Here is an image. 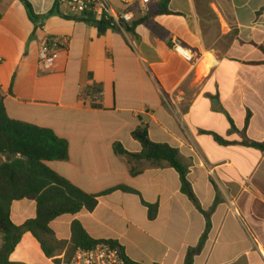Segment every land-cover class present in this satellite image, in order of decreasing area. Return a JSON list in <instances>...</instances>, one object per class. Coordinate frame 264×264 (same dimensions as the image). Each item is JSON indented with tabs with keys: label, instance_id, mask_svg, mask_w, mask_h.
Instances as JSON below:
<instances>
[{
	"label": "crops",
	"instance_id": "crops-1",
	"mask_svg": "<svg viewBox=\"0 0 264 264\" xmlns=\"http://www.w3.org/2000/svg\"><path fill=\"white\" fill-rule=\"evenodd\" d=\"M110 1L133 20L99 36L61 15L35 24L19 0H0V96L9 117L67 140L69 159L47 165L84 192L127 187L140 194L117 190L100 197L93 212L54 220V239L65 247L51 258L25 233L10 262L64 264L77 221L93 239L119 242L135 264H188L207 218L182 193L179 174L142 162L134 176L132 159L114 151L121 143L140 154L132 133L147 127L153 142L179 150L209 215L211 228L191 264H264V152L244 145L264 144V0H169V15H155L164 0L146 8L140 0ZM28 2L46 16L57 0ZM147 16L164 38L136 25ZM48 38L63 40V50L55 71L43 76L39 51ZM94 84L103 88L102 109L85 95ZM143 202L158 205L155 220ZM36 216V202L13 203L14 225Z\"/></svg>",
	"mask_w": 264,
	"mask_h": 264
},
{
	"label": "trees",
	"instance_id": "trees-1",
	"mask_svg": "<svg viewBox=\"0 0 264 264\" xmlns=\"http://www.w3.org/2000/svg\"><path fill=\"white\" fill-rule=\"evenodd\" d=\"M19 1L23 3L29 19L35 24L48 16L61 15L66 20H73L95 27L99 36H104L109 30L119 31L128 27V24H123L121 28L112 20L105 18L97 20L90 14H86V17L61 14L59 0H57L53 10L46 16H38L28 0ZM169 14H171L169 0H164L155 15ZM138 24L147 25L158 38H164L166 35L163 28L154 24L152 16L145 17L136 25ZM85 95L90 98L95 109H102V106L98 104L103 96L101 85L94 84L87 87ZM248 125L249 117L246 120L245 127L247 128ZM132 137L142 146L140 154L127 152L121 143L114 145V151L118 156H127L132 159L134 165L132 175L137 176L142 172V169L138 166L142 162H147L153 167L167 165L175 169L181 179L182 193L207 218V228L200 246L191 250L189 254L187 263L191 264L193 255L201 250L211 224L209 215L201 207L188 181L189 167L184 164L178 149L167 144L153 142L150 139L147 127L138 128L132 133ZM214 137L219 143H226L221 137L217 135H214ZM244 145L264 152L263 143L247 140ZM68 159L69 143L67 140L59 138L51 129L11 119L7 113L4 98L0 96V264H13L10 262V256L25 233H31L41 244L47 257L51 258L58 249L65 247V244L56 243L54 239V233L50 227L54 220L63 215H76L83 211L93 212L98 206L100 197L117 190L140 195L137 191L127 187L114 188L100 195L88 194L54 172L47 165L49 162H64ZM21 200L36 202L37 216L25 225L18 227L11 220V208L14 202ZM143 204L148 208L149 219L151 221L155 220L158 205H151L146 202H143ZM71 232L72 238L66 255L67 262L73 258L79 248L93 249L100 243H109L118 248L123 256L131 262L119 242L93 239L80 222L76 221L72 224Z\"/></svg>",
	"mask_w": 264,
	"mask_h": 264
},
{
	"label": "built area",
	"instance_id": "built-area-1",
	"mask_svg": "<svg viewBox=\"0 0 264 264\" xmlns=\"http://www.w3.org/2000/svg\"><path fill=\"white\" fill-rule=\"evenodd\" d=\"M156 0H140L142 8L148 7ZM60 5L68 8L70 15L75 17H86L93 15L97 20L103 18L112 20L117 26L130 24L133 15L130 12L117 13L113 9L110 0H59ZM122 28V27H121ZM63 50V40L56 38L46 39L39 51V73L49 75L55 71L60 54ZM177 52L186 60L191 56L181 47ZM64 264H135L129 262L118 248L109 243H100L93 249L79 248L73 258Z\"/></svg>",
	"mask_w": 264,
	"mask_h": 264
},
{
	"label": "rangeland",
	"instance_id": "rangeland-1",
	"mask_svg": "<svg viewBox=\"0 0 264 264\" xmlns=\"http://www.w3.org/2000/svg\"><path fill=\"white\" fill-rule=\"evenodd\" d=\"M62 11L63 12H67L68 11V8H66V7L63 6Z\"/></svg>",
	"mask_w": 264,
	"mask_h": 264
}]
</instances>
